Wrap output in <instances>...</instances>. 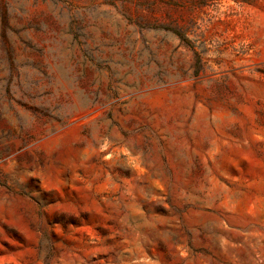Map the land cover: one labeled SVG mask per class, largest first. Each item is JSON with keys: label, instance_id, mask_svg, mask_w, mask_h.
Here are the masks:
<instances>
[{"label": "rangeland", "instance_id": "374dc122", "mask_svg": "<svg viewBox=\"0 0 264 264\" xmlns=\"http://www.w3.org/2000/svg\"><path fill=\"white\" fill-rule=\"evenodd\" d=\"M0 264H264V0H0Z\"/></svg>", "mask_w": 264, "mask_h": 264}]
</instances>
